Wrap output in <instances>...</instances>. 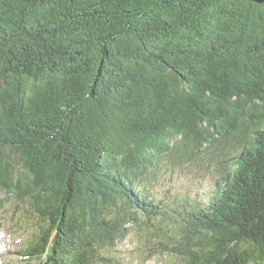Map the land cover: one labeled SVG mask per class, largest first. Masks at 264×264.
<instances>
[{"label":"trees","instance_id":"trees-1","mask_svg":"<svg viewBox=\"0 0 264 264\" xmlns=\"http://www.w3.org/2000/svg\"><path fill=\"white\" fill-rule=\"evenodd\" d=\"M198 163L210 191L158 197ZM0 198L25 264H264V4L0 0Z\"/></svg>","mask_w":264,"mask_h":264},{"label":"rangeland","instance_id":"rangeland-1","mask_svg":"<svg viewBox=\"0 0 264 264\" xmlns=\"http://www.w3.org/2000/svg\"><path fill=\"white\" fill-rule=\"evenodd\" d=\"M198 163H187L185 169L176 172L174 175H167L164 187H159L158 197L165 195L183 193L186 189L194 191H210L214 185V178L199 167ZM3 198V196H0ZM7 202H0V264H25L21 256V247L29 237L28 230H17L11 227L10 220L12 210L6 209ZM140 232L135 230L133 235L115 252L111 253L115 264H139ZM142 264V263H141ZM144 264H181L177 257L165 255L157 256Z\"/></svg>","mask_w":264,"mask_h":264},{"label":"water","instance_id":"water-1","mask_svg":"<svg viewBox=\"0 0 264 264\" xmlns=\"http://www.w3.org/2000/svg\"><path fill=\"white\" fill-rule=\"evenodd\" d=\"M248 1L255 2L257 4H264V0H248Z\"/></svg>","mask_w":264,"mask_h":264}]
</instances>
